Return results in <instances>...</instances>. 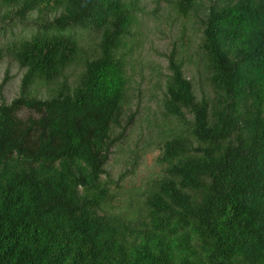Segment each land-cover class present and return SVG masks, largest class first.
I'll return each instance as SVG.
<instances>
[{
	"label": "trees",
	"instance_id": "trees-1",
	"mask_svg": "<svg viewBox=\"0 0 264 264\" xmlns=\"http://www.w3.org/2000/svg\"><path fill=\"white\" fill-rule=\"evenodd\" d=\"M0 4L19 21L36 13L12 47L24 68L18 94L4 101L7 72L0 83V264H264V0L204 6L210 92L195 90L174 47L167 53L161 108L171 125L135 223L105 210L102 174L138 0ZM175 6L187 14L199 0ZM77 28L97 33L89 53ZM40 84L43 97L32 90ZM22 106L40 114L21 126Z\"/></svg>",
	"mask_w": 264,
	"mask_h": 264
},
{
	"label": "rangeland",
	"instance_id": "rangeland-1",
	"mask_svg": "<svg viewBox=\"0 0 264 264\" xmlns=\"http://www.w3.org/2000/svg\"><path fill=\"white\" fill-rule=\"evenodd\" d=\"M176 0H138L136 23L126 36L127 92L119 123L112 126L110 146L105 162V178L109 197L104 208L134 223L142 217L143 198L160 167L156 163L159 144L170 127L169 118L162 113L161 99L167 72V53L178 51L187 76L193 79L196 91H211L207 70L198 47L200 18L209 0H199V6L185 14L175 6ZM7 7L0 4V83L6 72L8 78L1 87L4 101L9 102L18 94L20 78L24 71L14 58L13 43L28 36L35 26L32 18L19 21L5 16ZM9 12V11H8ZM12 16L11 13H9ZM47 14V18L53 16ZM80 45L88 51L97 41V33L75 29ZM79 65H71L66 75L72 80ZM38 96H44L45 86L32 88ZM40 114L39 110L22 106L15 111L19 125L30 124Z\"/></svg>",
	"mask_w": 264,
	"mask_h": 264
}]
</instances>
